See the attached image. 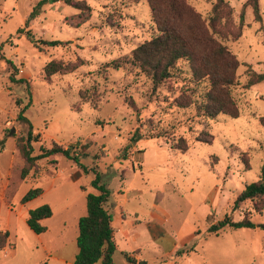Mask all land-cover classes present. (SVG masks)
<instances>
[{"label":"rangeland","instance_id":"obj_1","mask_svg":"<svg viewBox=\"0 0 264 264\" xmlns=\"http://www.w3.org/2000/svg\"><path fill=\"white\" fill-rule=\"evenodd\" d=\"M67 1L0 0V232L9 234L0 264H74L78 223L87 214V195L97 193L96 173L112 193L106 208L117 244L114 264H264V198L234 210L246 186L264 180V82L245 88L250 70L264 73V0L261 21L248 0H226L231 11L225 8L214 22L217 0H183L239 63L230 86L238 118L205 116L209 87L192 82L186 58L157 89L123 61L160 35L151 4L163 6L164 0H70L82 8ZM242 12V36L235 39ZM181 19L190 33L191 17ZM119 61L122 67L115 68ZM51 62L79 67L47 78ZM188 91L193 105L177 107L174 101ZM23 106L39 135L34 155L54 143L75 146L88 174L56 155L21 179L17 144L28 132L17 120ZM136 131L143 138L132 142ZM208 135L212 144L201 141ZM182 138L185 153L174 148ZM37 188L43 194L22 203ZM44 205L54 215L42 223L47 231L36 234L29 212ZM226 217L256 227L209 232Z\"/></svg>","mask_w":264,"mask_h":264},{"label":"trees","instance_id":"obj_2","mask_svg":"<svg viewBox=\"0 0 264 264\" xmlns=\"http://www.w3.org/2000/svg\"><path fill=\"white\" fill-rule=\"evenodd\" d=\"M42 1L40 6L45 4ZM77 8H82L81 4L67 1ZM248 6H251L257 21H261L259 0H248ZM155 22L160 29V35L150 42L137 48L130 59H123L124 62L131 61L140 70L146 73L153 81L154 89H157L164 81L171 77V70L181 59H188L192 63V82L200 84L205 82L209 89L205 95V103L202 105L205 116L216 118L220 114L227 115L232 118H238L240 112L238 106L233 100L230 93V86L234 83L235 73L239 67V63L234 55L222 45L217 44L208 36L206 30L201 27L199 16L193 13L183 0H164L163 6L151 4ZM231 11L226 0H217L213 8L212 21H216L224 9ZM187 14L191 17L190 33H187L181 23L182 17ZM36 13L33 14L35 16ZM244 12L240 15V24L235 39L242 36L244 26ZM215 23H212L213 28ZM21 32V31H20ZM41 44L48 47L62 45L60 41H41ZM2 47H0V53ZM4 59V56L2 55ZM12 68L15 66L9 62ZM115 68L122 67V63L115 62ZM79 65H65L60 62H51L45 68L46 77L50 78L56 74L66 75L75 71ZM250 79L245 88L251 87L264 82V73H256L250 70ZM18 82H24L20 80ZM82 98H86L82 96ZM176 106L179 108H189L193 105L194 100L190 91L184 92L177 98ZM20 106V101H17ZM27 106H23L18 114L17 120L28 126L27 135L20 138L17 144V156L22 160L23 166L20 170L22 180H27L31 173L37 174L39 171L38 161L49 159L56 155H61L72 160L85 173H89V168L82 162L79 155L75 154L77 148L75 146L64 147L54 143L51 148L41 147L40 154L34 155L33 143L39 138L35 134L31 121L25 116ZM143 138L136 131L132 137V142ZM214 137L208 135V139L201 140L212 144ZM174 148L182 153L188 151L189 146L185 139H180ZM57 161L55 160L54 163ZM264 172V169H263ZM264 175V173H263ZM96 194L89 193L87 195V214L79 219V235L77 238L78 253L74 264H114L113 255L117 250L114 240V229L112 227L113 218L109 210L106 208L112 193L102 183L101 177L96 173V178L92 182ZM43 194L40 188L30 190L22 200L26 204L35 200ZM264 198V180L249 184L238 196L234 210L241 203L246 201H255ZM54 215L49 205L41 206L29 212L28 226L36 234H43L47 231L43 221L52 218ZM230 227L233 229L250 228L254 229L255 224L244 219L241 222H235L230 217L218 222L210 227L209 232L218 234L222 229ZM264 229V225H262ZM9 244V234L0 232V249H5ZM126 259L130 263H135L127 253H124ZM144 264V263H143Z\"/></svg>","mask_w":264,"mask_h":264},{"label":"crops","instance_id":"obj_3","mask_svg":"<svg viewBox=\"0 0 264 264\" xmlns=\"http://www.w3.org/2000/svg\"><path fill=\"white\" fill-rule=\"evenodd\" d=\"M115 237V236H114ZM116 246H117V244H116Z\"/></svg>","mask_w":264,"mask_h":264},{"label":"water","instance_id":"obj_4","mask_svg":"<svg viewBox=\"0 0 264 264\" xmlns=\"http://www.w3.org/2000/svg\"><path fill=\"white\" fill-rule=\"evenodd\" d=\"M13 133H14V131H13Z\"/></svg>","mask_w":264,"mask_h":264}]
</instances>
